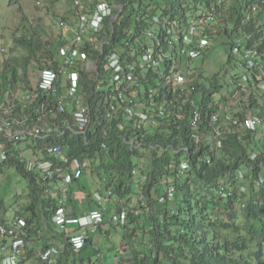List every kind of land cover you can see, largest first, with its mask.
Masks as SVG:
<instances>
[{
  "label": "trees",
  "instance_id": "obj_1",
  "mask_svg": "<svg viewBox=\"0 0 264 264\" xmlns=\"http://www.w3.org/2000/svg\"><path fill=\"white\" fill-rule=\"evenodd\" d=\"M113 1L122 5L120 18L115 22L108 19L105 28L89 34L82 46L88 52V60H99L97 71L88 60L80 59L73 65L63 63L59 57L63 40L46 41L26 32L15 37L16 47L12 50L21 52L0 60V116L18 121L15 130L26 131L16 140L18 145L8 144L9 152L32 151L29 156L55 159L59 168L53 177L44 179L37 172H27L16 156H11L7 163L27 182L24 192L29 202L15 213L27 221L26 252L36 253L40 246L45 249L52 244L47 242L48 238L61 242L67 233L79 231V227L58 229L53 216L59 209L65 208L67 216H84L100 209L105 217L103 224L109 226L101 225V231H117L120 227L125 231L121 253L125 254L118 264H264V142L255 141L257 130L233 132L230 128L220 135L214 130L226 119L243 118L249 113L264 119L263 93L235 86L239 75L234 74L230 95L216 99L222 86L218 73L204 83V73L197 74L192 68L185 84L188 92L178 98L169 70L161 77L154 69L139 72L141 85L134 97L144 104V110L154 121L145 125L124 117L121 108L112 114L103 99L105 89L97 87L107 72V56L116 50L125 55L130 31L142 23L149 27V17L157 13L184 21L201 10L213 14L205 31L209 44L202 59L220 44V38L230 45L229 61L236 37L264 55V0ZM33 64H37L39 76L47 67L58 73L56 92L34 87ZM64 68L68 73H78L80 94L91 110V123L85 132H78L74 124L76 106L72 98H67L69 80ZM238 95L248 101L243 111L232 114L225 105V111H220L223 102L227 104ZM63 100L69 102L65 109L50 114L49 107L58 109ZM152 102L156 103V110H152ZM195 107L202 111L198 130L178 116ZM212 113L220 117L214 126ZM45 125L54 127L50 137L38 138L27 133ZM51 143H61L69 160L48 154L44 149ZM144 158L147 164H143ZM75 159L82 164V175L67 188L61 187L59 184ZM170 187L175 191L174 197L162 201ZM77 191L84 193L82 200H76ZM69 195L72 212L65 207L69 205L65 201ZM8 208L0 202V221H5ZM122 210L128 212L126 223L114 222L112 215ZM31 240L33 244L29 246ZM89 245H94L92 235L83 249ZM95 250L99 255L100 250ZM81 251L67 245L57 262L51 264L83 261ZM111 251L119 257L118 248ZM89 260L93 262L92 258ZM24 262L23 256L19 264Z\"/></svg>",
  "mask_w": 264,
  "mask_h": 264
},
{
  "label": "built area",
  "instance_id": "obj_2",
  "mask_svg": "<svg viewBox=\"0 0 264 264\" xmlns=\"http://www.w3.org/2000/svg\"><path fill=\"white\" fill-rule=\"evenodd\" d=\"M71 16L60 22V26L66 37L72 36L71 39L65 40L59 47V57L66 65H73L78 60H88V52L82 48L87 42V36L92 32H98L105 28L108 19L111 22L116 20V13L121 11L122 6L114 3L112 0H71ZM213 19V14L209 11L201 10L187 18L185 21L178 17L172 18L169 15L154 14L149 17L150 26L145 27L142 23L137 29L130 31L131 39L126 42L124 50L126 54L122 55L121 51L111 52L106 59V75L98 81L97 87L104 88V101L110 105V111L113 114L121 108L122 114L127 119H137L147 125L151 120L149 113L144 110V104L136 101L134 93L141 85L139 72L148 70H158L159 77L165 71H170V77L173 85L177 90L179 98L183 93H187L185 88L187 82V73L192 72L191 62L198 58L203 50L209 44V37L205 33L209 21ZM92 39V38H91ZM104 43L100 47L103 48ZM234 58L246 71L242 76L243 85H251L252 88H261L264 91V67L263 60L258 49L249 46L242 39L235 38L232 48ZM89 61V60H88ZM99 60L89 61V65L94 71L98 70ZM68 83V99L72 98L76 106L73 112L74 124L78 132H85L91 123V110L89 104L85 101L79 90V76L75 71H68L64 68ZM159 77H155L158 80ZM58 73L52 68H44L38 79L37 86L42 90H57ZM239 85H242L239 83ZM65 101V100H63ZM193 103V101H192ZM65 104L62 102L58 109L49 107V113L63 111ZM152 110H156V103L150 104ZM45 108V105H41ZM109 111V112H110ZM110 115V113H109ZM179 118L188 121L193 129H199L202 121V111L198 108H188L179 113ZM220 117L217 113L212 114L211 122L213 126L219 122ZM154 122L153 120H151ZM18 121L0 116V135L8 138V141L18 140L20 135L26 131L15 130V123ZM263 118L259 114H249L243 118H233L225 122L224 125H216L214 130L217 135L222 134L227 129L237 132L238 129L257 130ZM31 136L38 138H47L54 133L52 125L35 127L27 131ZM195 137H198L194 133ZM220 145V140H219ZM51 143L46 145L45 151L54 158L69 160L64 154L61 143ZM12 154L0 145V163L9 161ZM255 157V155H254ZM20 163L30 172H37L44 179L53 177L59 169L55 159L42 160L25 156L20 153L17 156ZM186 167V164L183 165ZM83 167L79 160L75 159L71 170L67 169L64 177V183L69 184L82 175ZM174 189L168 190L165 198H173ZM138 214V211H134ZM113 220L125 222L127 220V210L113 215ZM55 223L62 229L67 230L69 225H80L84 230L81 233H68L66 235L67 243L60 246H49L41 254L44 262H52L53 259L63 252L66 245L69 244L73 249L80 250L85 246L87 234L85 229L92 227L95 231L99 225L104 222V214L101 210H92L85 217L67 216L65 210L60 209L54 216ZM27 226V221L21 217H10L3 223H0V235L2 241L7 239L9 250L6 252V246L0 247V262L2 264H19L23 254V248L26 245V239L23 229Z\"/></svg>",
  "mask_w": 264,
  "mask_h": 264
},
{
  "label": "rangeland",
  "instance_id": "obj_3",
  "mask_svg": "<svg viewBox=\"0 0 264 264\" xmlns=\"http://www.w3.org/2000/svg\"><path fill=\"white\" fill-rule=\"evenodd\" d=\"M0 0V60L6 59L8 56L18 54L21 49H14L16 47L15 37L22 35L24 32L34 34L36 37H43L46 41H52L55 38L61 37L60 22L63 15L70 9L69 0ZM212 47L205 59V53L194 59L191 62L192 68L195 71L203 72L204 77L202 81L207 83L208 78L218 73L220 80V94L216 95V99H220L226 95L229 96V89H232L233 75L235 73H243L244 67L232 58L229 61L228 51L230 45L227 42H222ZM37 64L31 66V79L33 80L34 87L37 86L40 71L35 68ZM220 97V98H219ZM248 101L241 99V96H235L229 99L228 103L223 105L220 111L228 109L232 114L238 113L245 108ZM225 105V109H224ZM257 143L264 142V121L259 124V129L254 135ZM24 146V144L22 145ZM10 147H12L10 145ZM23 150V149H22ZM26 155H33L32 151H25ZM2 171H0V202L4 206H9L8 216H14L19 209H22L29 202V198L24 190L27 188V182L23 176L15 169L14 166L2 163ZM98 199H101L98 196ZM109 220L111 215L108 216ZM103 228H109L108 224H104ZM98 231L93 234L94 245H89L81 251L83 261L76 260V264H118L124 254V230L120 227L117 231L111 230ZM41 244L42 242L39 241ZM30 246V242H29ZM113 247L118 248L119 257H115L117 252L111 251ZM100 250V257L96 254L95 249ZM41 246L39 247V250ZM106 255L110 262L104 261ZM92 258L93 262H90ZM71 264V263H69ZM122 264H127L123 262Z\"/></svg>",
  "mask_w": 264,
  "mask_h": 264
},
{
  "label": "clouds",
  "instance_id": "obj_4",
  "mask_svg": "<svg viewBox=\"0 0 264 264\" xmlns=\"http://www.w3.org/2000/svg\"><path fill=\"white\" fill-rule=\"evenodd\" d=\"M50 1H55V0H50ZM113 1V0H112ZM69 2H70V9H69V11L66 13V15H63L64 17H70L71 15V11H72V9H73V7H72V2H71V0H69ZM114 2V1H113ZM114 3H116V2H114ZM116 4H118V3H116ZM118 5H120V4H118ZM122 6V5H121ZM121 11H122V9H121ZM121 11L120 10H118L117 11V15L119 14V13H121ZM158 14V13H157ZM117 15H116V17H117ZM120 16L121 15H119V17L115 20V21H117L119 18H120ZM153 16V15H152ZM192 16V15H191ZM64 17H62L61 18V21L62 20H65L64 19ZM114 21V22H115ZM60 28V30H61V32H62V34H61V37H60V39L61 40H63L64 42H65V40H67V39H71V35L69 36V37H66L65 35H64V33H63V30H62V28H61V26L59 27ZM259 51V50H258ZM259 53L261 54V58H262V60H263V63H264V55L259 51ZM232 55H233V53H232ZM233 59H235L234 58V55H233ZM236 60V59H235ZM90 61V60H89ZM246 73V71L243 69V73H235V74H238L239 75V79H238V82L235 84V86H238V87H240V88H242V89H244V90H249V89H252V86L251 85H248V84H244L243 85V81H242V76H243V74H245ZM233 83H235V78H233ZM239 83H241L242 85H239ZM256 91H261L262 93H263V95H264V91H263V89H261V88H254ZM241 90V89H240ZM67 92V91H66ZM237 92H239V91H236V95H237ZM67 98H68V95H67ZM243 110H244V108H243ZM242 110V111H243ZM212 114H214V113H212ZM218 114V113H217ZM249 114H257V113H249ZM248 114V115H249ZM219 115V114H218ZM247 116V115H246ZM245 117V116H244ZM236 118V117H235ZM237 118H241V117H237ZM233 119V118H232ZM229 120H224L220 125H224V123L225 122H228ZM263 121H264V119H263ZM258 129H259V127H258ZM257 129V130H258ZM4 139V140H3ZM8 144H15V145H18V143L17 142H14V141H8V138L7 137H5L4 135H0V145L1 146H4L8 151H9V149H8ZM20 153H22V154H24L25 156H27L26 155V152H24V151H20ZM20 153H17V154H15V153H10V154H12V156H18ZM65 154V153H64ZM255 155V154H254ZM27 157H30V158H33V159H36V158H38L39 156L38 155H34L33 157H31V156H27ZM10 160V159H9ZM19 161V160H18ZM3 163H8V161H6V162H3ZM20 163V162H19ZM22 164V163H21ZM184 164H186V163H184ZM183 164V165H184ZM2 163H0V171H2ZM22 166H23V164H22ZM24 167V166H23ZM184 167V166H183ZM25 168V167H24ZM26 170V169H25ZM27 171V170H26ZM27 172H30V171H27ZM67 172V171H66ZM137 173V172H136ZM63 184L65 185V186H67V185H69V184H65L64 183V178H63ZM171 188V187H170ZM169 190V189H168ZM168 193V192H167ZM167 195H164L163 197H166ZM167 199H169V198H167ZM172 199V198H171ZM163 201V200H162ZM62 209V208H61ZM64 210H65V208H63ZM60 210V209H59ZM58 210V211H59ZM93 210H95V209H93ZM97 210H100V209H97ZM57 211V212H58ZM66 211V210H65ZM92 211V210H91ZM90 211V212H91ZM123 211V210H122ZM122 211H120V212H122ZM56 212V213H57ZM120 212H116V213H120ZM134 212V211H133ZM89 213V212H88ZM88 213H86L84 216H78V217H85ZM116 213H114V214H116ZM139 213V212H138ZM104 214V213H103ZM113 214V215H114ZM127 214H128V212H127ZM56 215V214H55ZM54 215V216H55ZM113 215H112V220H113ZM54 216H53V221H54ZM10 217H21V216H18V215H14V216H7L6 218H5V220L6 219H8V218H10ZM21 218H23V217H21ZM25 219V218H24ZM26 220V219H25ZM104 220H105V217H104ZM114 222H120V221H115V220H113ZM127 221V220H126ZM126 221L125 222H120V223H122V224H124V223H126ZM4 221H0V223H3ZM55 222V221H54ZM104 223V222H103ZM101 224V225H104V224ZM57 225V224H56ZM101 225H99L98 226V228L94 231L93 230V228L92 227H88L87 229H85V233L87 234V238H86V242H87V239H88V237L89 236H91V233H93V234H95V233H97L98 231H101L100 230V227H101ZM58 226V225H57ZM71 226H73V228H75V227H79L80 229H79V231H76V232H73V231H71V232H69L70 234H73V233H81V232H83L84 230L82 229V227L80 226V225H69L68 227H71ZM27 227V226H26ZM25 227V228H26ZM59 227V226H58ZM67 227V228H68ZM25 228L23 229V234H24V237H25V233H24V231H25ZM61 229V228H60ZM61 231H65V230H62L61 229ZM68 234V233H67ZM66 234V235H67ZM1 236V235H0ZM93 236V235H92ZM26 239V238H25ZM8 242V240L7 239H4L3 241H2V238H1V241H0V247L2 246V245H5L6 246V252L9 250V243H7ZM62 243H67V238L64 240V241H61V242H58V243H52V244H50V245H48L47 247H49V246H60V244H62ZM26 245H27V240H26ZM26 245H25V247L23 248V254H22V257L23 256H25V253L24 252H26ZM67 245H69V244H67ZM66 245V246H67ZM85 245H86V243H85ZM70 246V245H69ZM46 247V248H47ZM85 247V246H84ZM83 247V248H84ZM45 248V249H46ZM82 248V249H83ZM45 249H42L41 248V254H42V252L45 250ZM82 249H80V251L82 250ZM64 251V250H63ZM61 255V253L58 255V256H60ZM58 256H56L54 259H53V261L52 262H48V263H53V262H55L56 261V258L58 257ZM22 257H21V259H22ZM40 257H41V255H40ZM99 257H100V253H99ZM20 259V260H21ZM41 260H42V258H41ZM42 262H44L43 260H42ZM44 263H46V262H44ZM0 264H2L1 262H0ZM47 264V263H46Z\"/></svg>",
  "mask_w": 264,
  "mask_h": 264
},
{
  "label": "crops",
  "instance_id": "obj_5",
  "mask_svg": "<svg viewBox=\"0 0 264 264\" xmlns=\"http://www.w3.org/2000/svg\"><path fill=\"white\" fill-rule=\"evenodd\" d=\"M243 110V109H242ZM143 164H147V159L146 158H144L143 159ZM61 187H66L67 188V186H65L63 183H60L59 184ZM65 189V188H64ZM75 197H76V200H78V199H80V200H82L83 198H84V193L82 192V191H77L76 192V194H75ZM68 198L70 199L71 198V195H69V196H66V198H65V201H67L66 203L67 204H69V201H68ZM66 207V209L68 210V212H72L73 210H74V208H72L71 207V204H69L68 206H65ZM83 215V214H82ZM58 227V226H57ZM73 228V226H71V229ZM58 229L59 230H61L60 229V227H58ZM91 235H93V233H91ZM58 243L59 242V239H51V238H48L47 239V242L48 243ZM30 244L32 245L33 244V240H31L30 241ZM34 252V251H33ZM30 253V252H25V256H24V263L25 264H38V261H42L41 260V257H40V255H41V249L39 250V248H38V250H37V252L36 253ZM108 255H106V257H105V259H104V261H106V262H110V259L107 257ZM40 258V259H37V258ZM56 262H57V260H56ZM102 264H106V263H102Z\"/></svg>",
  "mask_w": 264,
  "mask_h": 264
},
{
  "label": "water",
  "instance_id": "obj_6",
  "mask_svg": "<svg viewBox=\"0 0 264 264\" xmlns=\"http://www.w3.org/2000/svg\"><path fill=\"white\" fill-rule=\"evenodd\" d=\"M119 15H121V13H119V14L117 15L116 19L119 17Z\"/></svg>",
  "mask_w": 264,
  "mask_h": 264
}]
</instances>
